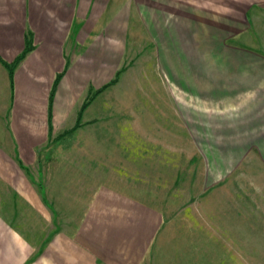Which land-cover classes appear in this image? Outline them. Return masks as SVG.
<instances>
[{
  "label": "crops",
  "instance_id": "crops-1",
  "mask_svg": "<svg viewBox=\"0 0 264 264\" xmlns=\"http://www.w3.org/2000/svg\"><path fill=\"white\" fill-rule=\"evenodd\" d=\"M137 3L138 21L148 28L155 17L165 30V22L177 24L172 13L185 12L186 30L201 50L188 48L179 57L170 25L167 34L153 37L159 51L154 60L164 74V83L156 85L161 95L136 101L138 118L129 124L139 123L140 131L122 136L128 141L123 156L132 165L122 164L121 170L134 171L135 184L131 176H114L112 164L98 162V125L108 134L120 117L127 124L123 114L113 115L110 101L98 107L100 97L90 95L88 118L86 108L69 130L64 119L85 93L109 90L104 86L119 70L129 41L131 0H0V264H160L166 217L157 205L171 202V196L157 193L158 184L150 190L144 179L161 180L159 173L166 172L177 183L178 165L163 164L171 153L149 150L142 141L156 144L182 135L191 157L196 148L206 160L210 152L196 141L203 147L217 140L212 154L227 155V108L247 109L232 115L243 125L250 116L255 125L239 127L231 137L234 155L254 152L264 162V0ZM29 33L33 48L11 77L4 62L14 63L25 51ZM178 80L201 99L180 98ZM99 111L106 116L99 119ZM83 125L91 131H77ZM72 138L77 159L67 163L66 141ZM204 168L200 183L207 192L236 165L229 171L224 164Z\"/></svg>",
  "mask_w": 264,
  "mask_h": 264
},
{
  "label": "rangeland",
  "instance_id": "rangeland-1",
  "mask_svg": "<svg viewBox=\"0 0 264 264\" xmlns=\"http://www.w3.org/2000/svg\"><path fill=\"white\" fill-rule=\"evenodd\" d=\"M130 9L131 26L129 41L123 53V62L113 79L104 86L110 91L107 90L102 93L103 91L100 92V90H92L85 93L88 95L83 102L76 103L77 106L72 109H66L67 115L64 119L66 120L65 130H69L74 126L78 113L86 108L84 116L86 115L88 118V105L86 108H83V105L86 102L89 103L93 96L98 95L100 97L95 102L98 107L105 106L106 100L110 101L109 104L114 106L113 115L114 113L115 115L123 114L127 124L125 125L121 120L123 117H120L118 125L110 124L108 134L105 133V126L102 129L100 124L98 125L96 128L98 141L97 145L95 144L98 162L106 165L112 164L114 176L118 175L119 178L131 176V179L128 180L131 182L134 180L136 184V180L132 178L136 176L134 171L126 175L121 170L122 164L129 162L132 165V161L126 162V158L123 156V147L128 141H125L122 136L123 132H126V135L130 133L135 136L140 131L139 123L129 124V118L130 122L138 118L136 101L139 98L156 99L157 93L159 96L161 95L156 91V85L164 83V74L159 72L160 68L154 60L159 51H157L153 37L167 34L168 25H170V31H173L179 39L177 50L179 57L184 55L188 48L193 49L194 53L197 54L201 50V45L198 43L199 39L195 35H190L186 30L185 12L172 13V18L177 16V24L172 19L170 22H165L167 27L163 30L164 27L159 25V19L155 17L151 18L153 22L149 19V28L140 24L137 0H131ZM148 13H151V16L153 14L158 16L157 13ZM212 67L215 69L219 67L218 61H213ZM81 78L84 79L86 76L82 75ZM177 82L181 87L178 92L180 98L201 99L200 93L185 91L184 82L179 80ZM116 84L119 87L112 91L111 85ZM245 110L247 109H226L227 130L221 135L225 136L227 155L212 154L217 140H211L209 146L204 145L203 147L201 146L202 141H196L200 149L210 152L206 160L201 154H198L196 148H194L195 156L191 157L189 141L186 144L182 135L177 136L176 139L158 140L156 144H154L155 141L154 143L149 140L142 141L149 150L160 147L163 153H171V156L162 157L163 164L178 165L177 183L174 182L175 174L172 173L168 180V173L166 172L159 173L162 175L161 180L144 179V183L148 185L150 190L156 189L153 185L158 184L162 188L158 187L157 193L161 194L162 192L163 195L171 196V202L157 205L164 209L166 217L159 235L160 252L157 259L160 264H264V162L254 152L243 157L238 154L234 155V150L230 149L231 137L233 138L235 132H239L241 128L247 125V130L255 126L250 125V116L243 118L245 119L243 125L239 123V118L235 119L232 115L236 111L238 114ZM99 113V119L106 116L104 111H99ZM132 113L133 116H131ZM83 121L84 117L82 118ZM143 121L145 122L144 118ZM157 125L160 124L157 123ZM79 130L91 131L89 126L85 125L77 131ZM92 131L95 130L92 129ZM150 133L152 132L150 131ZM154 134L159 133L154 132ZM217 134L215 132L214 135ZM114 135H116L115 138H113ZM73 143V138L66 141L67 155L65 157L67 163H73V159H77L73 150L75 149ZM95 145L93 144L92 148H95ZM87 147L89 148V145ZM82 149H84V145H82ZM229 152L231 154H228ZM192 158L193 160H191ZM83 162L89 161L83 160ZM219 164H224L227 171L236 165V170L231 171L230 175L225 181H221L219 186L211 188L208 190L209 192H203L204 189L202 190L200 182L203 179L204 165L210 166L209 171H212L216 170ZM142 174H145V177L150 175L148 172ZM161 197L163 196L161 195Z\"/></svg>",
  "mask_w": 264,
  "mask_h": 264
},
{
  "label": "trees",
  "instance_id": "trees-1",
  "mask_svg": "<svg viewBox=\"0 0 264 264\" xmlns=\"http://www.w3.org/2000/svg\"><path fill=\"white\" fill-rule=\"evenodd\" d=\"M33 48V42L31 41V38H30V33H29V36L27 38V44H26V48H25V51L15 60L14 63L10 64V63H6L4 62L8 67H9V70H10V75L11 77L13 76V72H14V67L19 64V62L21 60L24 59V57L26 56V54L28 52H30ZM88 105V102H86L84 105H83V108H86V106ZM80 125V123L78 124Z\"/></svg>",
  "mask_w": 264,
  "mask_h": 264
}]
</instances>
